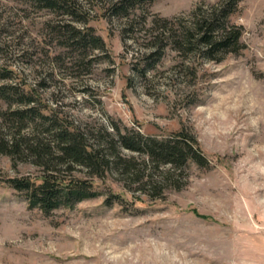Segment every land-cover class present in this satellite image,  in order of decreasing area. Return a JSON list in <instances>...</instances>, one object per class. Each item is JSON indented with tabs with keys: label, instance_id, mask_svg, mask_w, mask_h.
I'll use <instances>...</instances> for the list:
<instances>
[{
	"label": "rangeland",
	"instance_id": "1",
	"mask_svg": "<svg viewBox=\"0 0 264 264\" xmlns=\"http://www.w3.org/2000/svg\"><path fill=\"white\" fill-rule=\"evenodd\" d=\"M73 1L80 21L0 0V69L90 136L112 124L158 136L187 128L209 162H189L181 186L157 198L109 172L94 178L98 195L45 215L5 182L39 167L0 154V264H264V0H239L229 20L244 48L218 61L175 49L159 28L219 0H152L122 17L111 0ZM63 23L91 28L103 47L64 45Z\"/></svg>",
	"mask_w": 264,
	"mask_h": 264
},
{
	"label": "trees",
	"instance_id": "2",
	"mask_svg": "<svg viewBox=\"0 0 264 264\" xmlns=\"http://www.w3.org/2000/svg\"><path fill=\"white\" fill-rule=\"evenodd\" d=\"M33 1L48 9L61 10L71 20L81 19L73 0ZM151 1L111 0L107 7L112 15L122 17L135 5ZM238 3L239 0L199 3L188 19H161L159 33H166L177 50L218 61L224 54L244 48L242 26L229 20ZM61 27L58 34L66 46L83 50L103 47L102 38L91 28H78L71 23H63ZM160 51L152 45L151 55L159 58ZM0 99L8 105L0 111V154L8 156L13 167L19 162L39 167L36 175L9 176L5 182L24 196L29 208H38L45 215L98 195L94 178H103L109 172L136 183L139 193L157 198L164 188L181 186L189 162L197 166L209 162L187 128L158 136L112 124L114 132L104 130L90 136L58 118L51 108L46 111L39 94L20 88L11 81V71L4 68L0 69ZM122 150L133 154L125 155ZM78 168H83L86 176L75 175L73 171Z\"/></svg>",
	"mask_w": 264,
	"mask_h": 264
}]
</instances>
